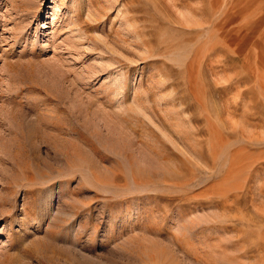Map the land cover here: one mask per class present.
Listing matches in <instances>:
<instances>
[{
    "label": "rangeland",
    "instance_id": "rangeland-1",
    "mask_svg": "<svg viewBox=\"0 0 264 264\" xmlns=\"http://www.w3.org/2000/svg\"><path fill=\"white\" fill-rule=\"evenodd\" d=\"M0 264H264V0H0Z\"/></svg>",
    "mask_w": 264,
    "mask_h": 264
}]
</instances>
